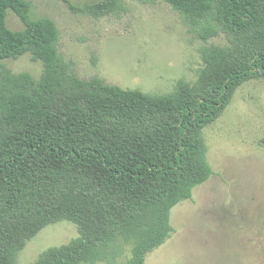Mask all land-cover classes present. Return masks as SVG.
Masks as SVG:
<instances>
[{
    "label": "trees",
    "instance_id": "1",
    "mask_svg": "<svg viewBox=\"0 0 264 264\" xmlns=\"http://www.w3.org/2000/svg\"><path fill=\"white\" fill-rule=\"evenodd\" d=\"M74 12L99 18L124 0ZM206 42L195 80L166 94L82 78L59 51L60 30L33 16L32 0H0V264L44 227L64 219L78 236L50 246L32 264H144L170 237L171 210L213 174L203 130L236 90L264 78V0H165ZM9 10L23 22L7 24ZM223 35L226 43H207ZM31 53L40 77L4 60Z\"/></svg>",
    "mask_w": 264,
    "mask_h": 264
},
{
    "label": "rangeland",
    "instance_id": "2",
    "mask_svg": "<svg viewBox=\"0 0 264 264\" xmlns=\"http://www.w3.org/2000/svg\"><path fill=\"white\" fill-rule=\"evenodd\" d=\"M32 1L33 16L56 21L59 51L82 78L100 76L123 88L161 95L180 79L195 80L203 64L200 48L206 42L165 0H124L123 10L99 18L74 12L62 0ZM95 1L70 0L75 7ZM7 24L24 27L12 10ZM207 43L224 44L226 38ZM4 63L35 77L43 69L31 53ZM203 135L213 174L195 187L192 198L172 208L174 230L144 264H264V78L242 84ZM77 236L71 220L49 224L27 242L17 264H32L48 247ZM128 255L126 248L116 264Z\"/></svg>",
    "mask_w": 264,
    "mask_h": 264
}]
</instances>
